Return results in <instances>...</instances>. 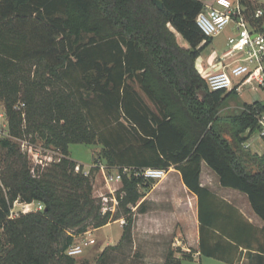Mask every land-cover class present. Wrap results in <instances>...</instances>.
<instances>
[{"label": "trees", "instance_id": "obj_1", "mask_svg": "<svg viewBox=\"0 0 264 264\" xmlns=\"http://www.w3.org/2000/svg\"><path fill=\"white\" fill-rule=\"evenodd\" d=\"M240 1L264 30V3ZM203 8L200 0H0V102L8 124L0 140V264H78L65 255L74 236L106 226L111 214L102 215L92 198L91 178L74 172L68 147L96 143L109 166L180 173L197 198L201 257L239 264L243 255L264 264V226H252L199 181L205 163L264 223V154L243 147L260 130L264 103L220 115L237 92L210 91L196 69L198 47L211 41L195 22ZM258 8L263 15L255 18ZM30 137L58 150L60 161L32 173L13 142ZM150 184L123 177L122 238L133 223L127 206ZM14 202L44 209L10 218ZM181 262L168 254L165 264Z\"/></svg>", "mask_w": 264, "mask_h": 264}, {"label": "rangeland", "instance_id": "obj_2", "mask_svg": "<svg viewBox=\"0 0 264 264\" xmlns=\"http://www.w3.org/2000/svg\"><path fill=\"white\" fill-rule=\"evenodd\" d=\"M204 4H212L214 0H201ZM254 5L260 6L264 0H251ZM232 25L228 26L222 33L213 37L208 45L201 43L198 47L199 56L196 59L195 66L201 76L217 70L216 61L223 52L227 49V38L233 35ZM177 36V42L182 47L187 46V43L180 35ZM135 89L144 98L146 103L150 105L149 101L140 92L139 88ZM264 103V89L252 87H245L242 91L237 92V97L228 99L221 110L220 115L231 116L242 111L243 104H252L253 102ZM151 106V105H150ZM8 124L5 115V110L2 102H0V140L7 138ZM22 154L27 156L28 166L32 173L37 169L46 170L52 165L56 164L55 157L59 155V151L52 147L46 148L41 140H31V137L26 140H13ZM249 143L250 152H257L264 154V139L260 137L259 130L254 132L250 138L245 142ZM69 158L75 164L80 165L81 172H88L92 182V198L97 203L101 202L102 196L107 195V189L100 174L93 168L96 156L102 154V145L96 143L94 145L85 144H71L68 147ZM3 151L0 148V166L3 157ZM51 160V161H49ZM1 170V168H0ZM75 172V170H74ZM76 173V172H75ZM82 174V173H81ZM152 184L149 185L151 187ZM141 192L144 190L141 188ZM34 203V202H33ZM120 207V206H119ZM116 212L110 215L109 223L101 228L88 227V235H83L81 238L75 239V242L81 243L85 238L93 239L94 244L85 247L82 255L74 258L75 262L89 263V264H165L168 254H172L174 258L185 261L182 264H198L195 262L186 261L189 259L191 253L182 251L185 247V241L180 232L173 235H155L144 234L143 221L137 224L138 217L132 211V226L130 232L126 233L122 238L124 226L121 227L116 218H122L126 215L125 208L121 207ZM35 208V203L30 207V210ZM127 208L132 209L131 205ZM24 204L21 202H14L10 218L19 217L31 211H25ZM1 232V231H0ZM72 233L73 230H69ZM180 241V243H177ZM178 256V258L176 257ZM201 264H224L214 259H203ZM239 264H257V259L254 258L248 261L242 255Z\"/></svg>", "mask_w": 264, "mask_h": 264}, {"label": "built area", "instance_id": "obj_3", "mask_svg": "<svg viewBox=\"0 0 264 264\" xmlns=\"http://www.w3.org/2000/svg\"><path fill=\"white\" fill-rule=\"evenodd\" d=\"M246 9L240 0H214L212 4H204V8L195 19L205 39H212L230 25L234 32L227 38L226 51L216 61L217 70L204 76L210 91L240 92L245 87H252L255 90L264 89V30L256 29L250 23ZM262 15L260 8L255 10V18H260ZM258 124L260 137L264 139V112L258 117ZM243 147L248 149L250 145L244 143ZM61 158L59 154L54 161L58 163ZM93 168L100 174L107 189V195L102 196L100 202L102 215L107 213L112 215L118 209L124 196L121 192L123 177L141 180L144 184H154L162 180L167 173L166 170L155 168H117L107 165L99 156L95 157ZM74 170L84 176L88 175V172H81L80 165ZM33 204H24L25 211H43V205L38 203H35L33 210H30ZM116 222L121 227L126 225L124 217ZM88 234L85 232L74 236V241L65 251V255L76 258L83 254L85 247L93 245L94 240L89 238H85L81 243L75 242V239Z\"/></svg>", "mask_w": 264, "mask_h": 264}, {"label": "crops", "instance_id": "obj_4", "mask_svg": "<svg viewBox=\"0 0 264 264\" xmlns=\"http://www.w3.org/2000/svg\"><path fill=\"white\" fill-rule=\"evenodd\" d=\"M202 3L204 4V2ZM202 77L204 78V76ZM253 153L259 156L263 155L255 151ZM199 181L202 187L207 188L218 198L237 209L252 226L258 229L264 226L263 221L253 213L247 197L238 191L221 187L217 176L205 163H201ZM143 193V199L131 210L138 217L137 224L143 221L144 234L169 236L180 232L185 241L182 251L191 253L186 261L201 264L203 259H207L201 257L199 253L197 198L183 185L180 173L170 168L162 180L152 184ZM176 257L178 258V256ZM183 262L185 261H182L181 264Z\"/></svg>", "mask_w": 264, "mask_h": 264}]
</instances>
